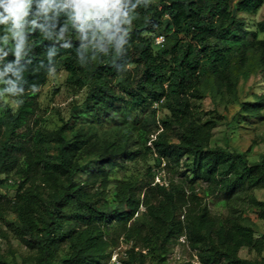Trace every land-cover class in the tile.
<instances>
[{"label": "trees", "instance_id": "trees-1", "mask_svg": "<svg viewBox=\"0 0 264 264\" xmlns=\"http://www.w3.org/2000/svg\"><path fill=\"white\" fill-rule=\"evenodd\" d=\"M263 5L264 0H144L132 23L122 26L128 33L119 53L115 42L106 43L104 52L83 51L87 41L71 27V9L57 8L47 19L40 17L42 27L25 32L22 59L17 62L9 51L0 60V69L12 63L21 72L24 82L17 86L25 90L18 110L7 108L0 118V183L19 179L14 197L5 204L16 215L20 234L40 250L36 264H54L63 251L65 264H102L120 239L133 244L129 262L149 254L166 262L167 245L182 236L197 251L200 264H264V235L257 237L243 217L250 201L264 219V201L252 193L264 188V156L249 162L228 146H213V129L208 122H197L192 107V99H202L213 82L222 85L233 73L248 78L250 58L264 74V20L252 30L241 15H256ZM65 24V41L44 38ZM86 31L90 39L91 30ZM145 34L164 38L158 50ZM11 42L5 51L18 43ZM59 68L70 73L74 94L85 90L84 99L60 129H43L38 120L32 127L37 90ZM5 79L16 77L9 73ZM156 105L169 112L158 134ZM245 110L261 112L264 100L245 105ZM170 128L180 131L178 143H169ZM91 142L103 150L98 168L85 171L86 178L77 182L83 168L75 157ZM151 157L157 165L165 162L170 171L190 175V184L206 183L223 210L202 206L196 194L188 197L174 183L153 184L156 173L146 181L111 180L128 162ZM114 182V203H102ZM243 249L256 256L242 257Z\"/></svg>", "mask_w": 264, "mask_h": 264}, {"label": "rangeland", "instance_id": "rangeland-1", "mask_svg": "<svg viewBox=\"0 0 264 264\" xmlns=\"http://www.w3.org/2000/svg\"><path fill=\"white\" fill-rule=\"evenodd\" d=\"M165 0H152L154 3H163ZM247 21L252 30L257 29L259 22L264 20V5L256 15L241 14ZM152 39L154 50L161 46L162 36L154 34H145ZM264 37V34L262 35ZM13 39H9L11 42ZM250 75L248 78L242 75L235 78V73L230 75V80L219 84L212 83V88L204 89L205 95L202 99H192V107L195 118L199 124L209 123L208 127L213 129L211 144L228 146L230 150L244 155L249 162L260 161L264 156V110L261 112H251L245 110V105L264 100V74L262 68H257L248 62ZM248 66V67H249ZM256 68V69H254ZM254 69V72H252ZM70 73L63 68L55 69L49 77L48 82L37 90L35 113L31 116L29 122L33 127L38 120L43 129L49 131L60 129L70 118L71 109L74 105L81 103L85 96V90L74 94L70 83ZM0 88H3L0 84ZM22 98L12 96H0V118L4 116L7 108L16 112ZM157 112L155 120L162 127L160 121L163 117L169 115L168 111L161 105H156ZM87 130V129H86ZM4 137L7 134L6 126L2 128ZM159 129L156 134L163 132ZM155 134V135H156ZM180 131L177 128H170L166 131L169 143H178ZM56 147V143L53 144ZM155 151V150H154ZM103 150L93 146V142L87 148L75 157V160L82 165V172L76 176V181H82L86 178L87 172H92L98 168V160ZM52 157H56L57 150L53 148ZM154 157H157L155 154ZM184 170L183 168L181 169ZM151 173H156L153 184L169 186L171 183L182 188L188 197L197 195L198 202L202 206L207 205L212 211H222L217 199L211 196L208 185L204 182L190 184V175L182 176L178 170L170 171L166 163L157 165V162L151 157L148 161L138 160L130 161L127 169L118 170L112 173L111 180H123L137 178L142 181L151 179ZM188 177V178H187ZM5 175H1L4 179ZM17 177L11 178L8 182L0 183V264H36L41 257V252L33 246L28 237H24L19 232V223L15 213L9 209L5 203L15 195ZM110 192L105 194L100 200L102 203L113 202L115 194V182L110 186ZM48 189L49 187H43ZM48 191V190H47ZM256 199L264 201V188L252 191ZM144 209V208H143ZM260 209L255 204L247 201L243 208V217L248 225L251 226L255 235L261 237L264 235V219L260 218ZM132 243L120 239L109 259L102 264H200L199 256L196 250H193L186 236L180 237L176 242L167 245L168 253L166 262H162L156 256L147 255L143 260L129 262L128 250L132 248ZM136 251L140 247H136ZM146 253V250H143ZM264 254V253H263ZM67 253L65 251L54 258V264H65ZM242 257L254 258L255 252H249L248 249L241 251Z\"/></svg>", "mask_w": 264, "mask_h": 264}, {"label": "clouds", "instance_id": "clouds-1", "mask_svg": "<svg viewBox=\"0 0 264 264\" xmlns=\"http://www.w3.org/2000/svg\"><path fill=\"white\" fill-rule=\"evenodd\" d=\"M143 2L144 0H67L66 3H57V0H0V26H4L3 35H0V60L7 57L9 51H14L17 62L22 59L25 55V32L42 27L37 23L40 17L47 19L49 13L57 8L71 9L67 12L71 27L84 33L81 39L87 41L82 45L83 51L92 48L104 52L106 43L115 42V52L119 53L128 33V28L122 26L132 23L133 14ZM86 30H91L90 39ZM68 32V24H65L59 33L46 32L44 38L63 42ZM10 38L16 39L18 43L14 50L5 51L4 46L8 45ZM70 46L64 44V47ZM9 73L16 79H5ZM23 82L21 72L15 70L12 63L7 64L0 69V84L8 87L0 88V96H22L25 90L17 85Z\"/></svg>", "mask_w": 264, "mask_h": 264}, {"label": "built area", "instance_id": "built-area-1", "mask_svg": "<svg viewBox=\"0 0 264 264\" xmlns=\"http://www.w3.org/2000/svg\"><path fill=\"white\" fill-rule=\"evenodd\" d=\"M164 41V38L162 37V39L160 40V43H162Z\"/></svg>", "mask_w": 264, "mask_h": 264}]
</instances>
